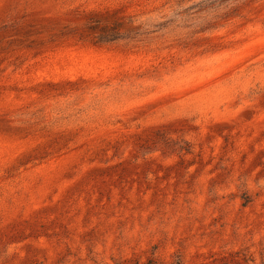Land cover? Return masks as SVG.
Instances as JSON below:
<instances>
[{
    "label": "rangeland",
    "instance_id": "rangeland-1",
    "mask_svg": "<svg viewBox=\"0 0 264 264\" xmlns=\"http://www.w3.org/2000/svg\"><path fill=\"white\" fill-rule=\"evenodd\" d=\"M0 264H264V0H0Z\"/></svg>",
    "mask_w": 264,
    "mask_h": 264
}]
</instances>
